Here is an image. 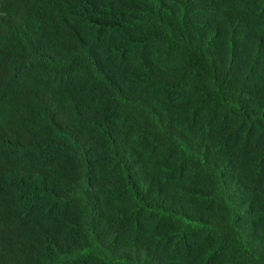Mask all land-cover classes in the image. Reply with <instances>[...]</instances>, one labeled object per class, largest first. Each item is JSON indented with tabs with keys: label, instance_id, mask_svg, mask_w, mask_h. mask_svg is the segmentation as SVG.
I'll return each mask as SVG.
<instances>
[{
	"label": "trees",
	"instance_id": "1",
	"mask_svg": "<svg viewBox=\"0 0 264 264\" xmlns=\"http://www.w3.org/2000/svg\"><path fill=\"white\" fill-rule=\"evenodd\" d=\"M0 264H264V0H0Z\"/></svg>",
	"mask_w": 264,
	"mask_h": 264
}]
</instances>
